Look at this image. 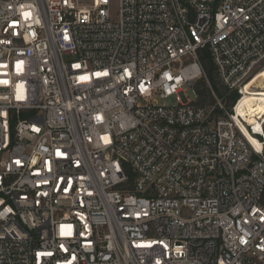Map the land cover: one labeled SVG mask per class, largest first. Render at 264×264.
Instances as JSON below:
<instances>
[{"label": "built area", "instance_id": "built-area-1", "mask_svg": "<svg viewBox=\"0 0 264 264\" xmlns=\"http://www.w3.org/2000/svg\"><path fill=\"white\" fill-rule=\"evenodd\" d=\"M263 70L264 0H0V264H264Z\"/></svg>", "mask_w": 264, "mask_h": 264}, {"label": "trees", "instance_id": "trees-1", "mask_svg": "<svg viewBox=\"0 0 264 264\" xmlns=\"http://www.w3.org/2000/svg\"><path fill=\"white\" fill-rule=\"evenodd\" d=\"M199 60L205 75L195 85L194 89L197 94L195 104L213 109L215 117L222 116L225 113V108H227L226 110L232 109L239 95L237 92L231 91L221 81L209 49L199 51ZM219 103L224 104L225 108H221ZM130 174L133 179V171H130Z\"/></svg>", "mask_w": 264, "mask_h": 264}, {"label": "bare ground", "instance_id": "bare-ground-1", "mask_svg": "<svg viewBox=\"0 0 264 264\" xmlns=\"http://www.w3.org/2000/svg\"><path fill=\"white\" fill-rule=\"evenodd\" d=\"M258 81H260L261 83L264 84V70L261 72V74L252 82V84L250 85V87L252 85H254L255 83H257ZM241 107L239 108V112L240 114H242L244 117L247 116L246 113L250 114L251 116L249 118H246L249 122H251V124L255 123V126H257L258 124H256V120L252 118V113H254L256 110L259 111V113H263L264 114V93L263 92H259L256 94H252V95H247L245 97V99L241 102ZM245 135L247 136L248 140L250 142H252L256 149H258L259 151H262V145L260 144L259 141H257L247 130H245Z\"/></svg>", "mask_w": 264, "mask_h": 264}, {"label": "rangeland", "instance_id": "rangeland-1", "mask_svg": "<svg viewBox=\"0 0 264 264\" xmlns=\"http://www.w3.org/2000/svg\"><path fill=\"white\" fill-rule=\"evenodd\" d=\"M199 81V80H198ZM186 95L187 97H189V99L191 101H195L196 100V93H195V90L192 88V89H187L186 91ZM220 101V100H219ZM221 102V101H220ZM159 103L161 105H168V106H173V105H177L179 103V101L177 100V96H174V97H171V98H168L166 100H160L159 99ZM222 106L225 108V105L222 104ZM227 109V108H225Z\"/></svg>", "mask_w": 264, "mask_h": 264}]
</instances>
